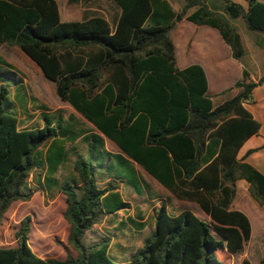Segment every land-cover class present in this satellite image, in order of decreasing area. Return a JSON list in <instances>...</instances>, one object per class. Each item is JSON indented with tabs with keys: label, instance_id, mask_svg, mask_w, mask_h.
<instances>
[{
	"label": "trees",
	"instance_id": "16d2710c",
	"mask_svg": "<svg viewBox=\"0 0 264 264\" xmlns=\"http://www.w3.org/2000/svg\"><path fill=\"white\" fill-rule=\"evenodd\" d=\"M110 1L120 10L113 28L100 15L61 21L54 0H0V43L15 45L53 81L60 100L176 198L195 201L209 223L187 209L170 215L160 204L152 232L132 257L112 260L108 236L83 241L101 218L102 198L110 187H100L91 161L77 155L72 160L77 181L70 177L58 184L65 202L62 217L68 223L66 242L75 256H37L27 243L30 218L24 215L14 232L15 245L0 246V264H221L216 251L239 253L250 235L246 216L228 209L235 179H244L251 197L264 203V176L235 157L242 142L258 130V122L241 102L264 81V72L253 82L242 69L232 85L240 91L213 107L201 68L174 66L167 34L182 18L208 25L239 60L244 48L230 20L241 17L246 28L264 33V1L245 0L243 9L231 0H182L176 13L167 0ZM15 81L11 72L0 71V221L12 201L31 197L29 173L42 167L53 170L64 156L63 147L51 153L49 146L44 156L39 153L42 144L50 141L53 146L62 134L58 119L51 123L42 116L41 126H18L7 97ZM212 138L218 141L217 151L201 165V155L209 152L205 141ZM155 157L174 165L176 184L151 165ZM241 264L250 262L242 259Z\"/></svg>",
	"mask_w": 264,
	"mask_h": 264
},
{
	"label": "crops",
	"instance_id": "0c3cea01",
	"mask_svg": "<svg viewBox=\"0 0 264 264\" xmlns=\"http://www.w3.org/2000/svg\"><path fill=\"white\" fill-rule=\"evenodd\" d=\"M54 1L61 21H78L84 16L100 15L113 28L120 11L110 0H61L63 8L60 6L61 1ZM167 1L172 11L176 13V9L172 7L169 0ZM103 3L109 4L111 9ZM76 8L94 13H80L79 17L76 11H73ZM189 30L192 32L187 34ZM195 33L196 38L194 39ZM238 34L244 48V54L239 60L231 56L229 46L222 40L218 31L208 25H196L182 18L175 22V26L167 34L172 44L174 66L182 69L190 64H196L201 68L206 79L205 94L213 107L240 91V88H235L232 85L241 77L242 69L246 70L248 74L247 80L253 82L264 72V41H262L261 36H245L239 32ZM38 71L40 73L38 82L46 87L50 86L54 92L53 81L45 78L39 69ZM15 84L17 81L13 83V85ZM53 99L64 104L65 112L59 111L54 119L46 114L47 109L42 108L37 110V113H41L42 124L44 117L51 123L58 119L63 131L54 139L53 146L48 141L45 150L50 146V148L52 147L50 152L53 153L57 147H63L61 153L65 154L67 147H71L72 143L82 147L81 150L77 151L78 156L91 161L95 174L99 176L98 185L110 187L102 198L103 213L99 226L106 227V236L110 238L107 253L112 260L122 262L128 261L132 257L135 249L141 246L143 238L152 232L154 218L160 204H164L166 212L170 215L187 209L198 218L209 223L208 215L195 201L176 198L163 183L126 155L114 141L103 135L67 101L60 100L55 92ZM241 105L249 112L251 118L258 122L259 127L256 133L248 136L242 142L235 157L249 164L264 176V81L251 89L250 96L243 100ZM205 144H207L205 150L209 149V152H204L201 155V165L207 163L215 155L218 148V141L215 138L206 140ZM62 159L54 169L60 167ZM151 165L163 174L168 182H171V185L177 183L175 167L172 163L162 162L155 157ZM179 170L181 169L179 168ZM69 176L74 182L77 181L74 171L70 172ZM46 184L42 182L41 187L47 188ZM234 187V196L228 205V209L242 212L250 225L249 238L242 248L247 247L248 241L257 238L259 243L264 245V203L259 204L251 197L248 192V183L244 179H235ZM60 194L64 199V195L61 192ZM128 230L146 235L135 243L129 258H125L126 253H128V240L117 234H122ZM262 259L264 260V258Z\"/></svg>",
	"mask_w": 264,
	"mask_h": 264
},
{
	"label": "rangeland",
	"instance_id": "374dc122",
	"mask_svg": "<svg viewBox=\"0 0 264 264\" xmlns=\"http://www.w3.org/2000/svg\"><path fill=\"white\" fill-rule=\"evenodd\" d=\"M169 1L176 11L180 10L182 0ZM231 1L238 3L245 9L244 0ZM103 4L111 9L109 4ZM60 6L63 8L62 1ZM73 11H76L77 16L84 13H94L93 11L79 10L77 8ZM230 22L241 35L261 36L262 41H264V33L246 28L241 17L230 20ZM191 32L189 30L187 34ZM195 35L196 33L193 36L194 39L196 38ZM4 70L11 72V75L17 81V84L8 86L7 97L12 103L11 109L17 117L20 128L40 126L42 124L41 113H37V110L42 108L47 109L48 112L46 114L52 116L53 119L59 111L65 112L64 104L53 99L54 92L52 88L38 82L40 73L37 67L15 45L0 43V71L3 72ZM63 123L66 124L65 122ZM47 144L48 141L39 148L41 156L45 155ZM79 149L81 150L82 147L75 146L73 143L71 147H67V152L64 154L58 169L49 170L47 167H42L33 169L29 173L27 183L34 191L27 201H12L3 213L0 221V246L15 245L14 232L18 222L24 215H28L30 219L27 243L36 255L43 258L51 257L57 259L64 258L66 253L75 256V251L66 242L68 223L62 217L65 203L58 190V183L65 178H70L69 173L73 172L71 161L79 154L77 153ZM97 178L99 179L98 175ZM42 182L49 183V188L43 189L41 187ZM101 220L102 217L90 230L86 231L83 236L84 243L97 240L107 234L105 232L106 227L99 226ZM212 234L219 237L213 231ZM117 235H120V237L124 236L128 240V253H126L125 258H129L135 243L139 242V239L146 234L133 233L128 230ZM216 257L221 264H241L242 259H247L251 264H263L264 245L259 243L258 238L256 240L252 239L247 242V247L242 248L239 253L229 252L225 249L217 250Z\"/></svg>",
	"mask_w": 264,
	"mask_h": 264
}]
</instances>
